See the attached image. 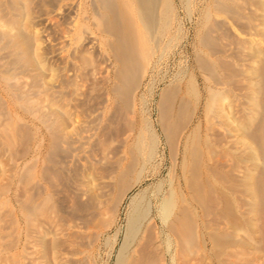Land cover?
<instances>
[{
	"label": "bare ground",
	"instance_id": "6f19581e",
	"mask_svg": "<svg viewBox=\"0 0 264 264\" xmlns=\"http://www.w3.org/2000/svg\"><path fill=\"white\" fill-rule=\"evenodd\" d=\"M198 3L194 75L156 112L179 178L162 223L131 199L114 264H264V0ZM177 19L175 0H0V264H97L156 152L136 95Z\"/></svg>",
	"mask_w": 264,
	"mask_h": 264
},
{
	"label": "rangeland",
	"instance_id": "374dc122",
	"mask_svg": "<svg viewBox=\"0 0 264 264\" xmlns=\"http://www.w3.org/2000/svg\"><path fill=\"white\" fill-rule=\"evenodd\" d=\"M198 2L199 0H191L190 2L192 4L191 5L190 3L189 4L187 3V0H177V1L175 0V8H176V13H177V18H178L177 19V26H178L177 32L180 30L179 31L180 34L176 33V36L178 35L179 36L176 37L175 39L176 41L174 45L171 46L170 49L166 52L164 58L159 62L160 64H157L158 62L156 63V66L153 72L154 74L152 73V75H149L150 77L149 76L146 77L141 90H139V92L136 95V108L138 107V109H136L138 112L137 124L140 127L147 125L146 126L147 128L149 126L147 128L148 133H150L151 136H155V137L157 136L156 137L157 148H156V152L153 155V158L151 159L152 162H150L146 166V168H144V173L141 175V178H142L141 184L137 187H134L128 193L125 203L127 201L128 202L124 204L121 209V213H120L117 226L115 227V229L113 228L110 232H108V235H103L101 237L98 243V252L96 255L97 264H114L115 263L114 260H116L115 257L117 255L119 246L122 242L123 234L125 233V230H126L125 228L126 218H127V214L129 211V204L132 198L136 199L134 203H137L143 200L144 205H147V202H149L151 213L153 214V216L156 215L155 217L158 219L159 223H162L161 222L163 218V210L161 206L162 200H163L162 197L167 190L171 189L172 186H175L177 184L179 177H178L177 169L174 170V172L172 173V176L170 175L171 173L170 162L171 161L169 160V157L167 155V150L161 138L162 136H161L158 123H157V113L156 112L158 108V99H159L158 97H159L160 90L164 87L163 86L164 84L168 85L169 83H172V81H175L176 79H177L176 81H179L182 84L187 83L189 78H191L192 75H194L193 70H192V62L190 60L192 58V47L194 43V38L196 36L195 32H197V29L199 27L198 21L200 19L199 18L200 11L198 9L199 8ZM176 43L178 45L177 47H176ZM172 47L174 49L171 50ZM163 80H166V82L162 83ZM181 80L184 82H182ZM153 85L156 86V88L154 89L155 90L154 92H152V87H151ZM172 184H175V185H172ZM118 232L120 235L119 237H117V241H116L114 240V236ZM164 244L166 245L164 247H166L167 249L168 248L167 246L169 245V241L165 240Z\"/></svg>",
	"mask_w": 264,
	"mask_h": 264
}]
</instances>
